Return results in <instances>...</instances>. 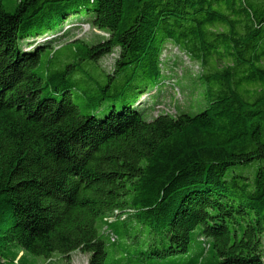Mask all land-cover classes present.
<instances>
[{
  "label": "trees",
  "instance_id": "trees-1",
  "mask_svg": "<svg viewBox=\"0 0 264 264\" xmlns=\"http://www.w3.org/2000/svg\"><path fill=\"white\" fill-rule=\"evenodd\" d=\"M69 17L108 37L24 48ZM168 42L206 67L211 101L149 119L136 102ZM122 239L111 264L195 240L186 264H264V0H0V264H106Z\"/></svg>",
  "mask_w": 264,
  "mask_h": 264
},
{
  "label": "rangeland",
  "instance_id": "rangeland-1",
  "mask_svg": "<svg viewBox=\"0 0 264 264\" xmlns=\"http://www.w3.org/2000/svg\"><path fill=\"white\" fill-rule=\"evenodd\" d=\"M20 0H4L5 8L15 11ZM65 31H71L70 37L62 36ZM62 37L58 47L80 38L88 44H97L108 37V34L89 25L85 20H75L69 17L61 31L50 32L30 38L24 42V48L33 50L39 45L46 44L54 39ZM69 39V40H68ZM67 51V49H65ZM116 53L106 55L101 58L98 65L101 69L112 73L114 70V61ZM162 73L160 82L156 87H149V92L144 93L136 102V105L148 107V118L152 119L159 114L168 113L176 116L181 113L197 114L204 111L210 101L211 93L208 90L209 83L204 75L206 67L201 62L194 60L185 51L178 46L168 42L161 55ZM80 66L89 70L91 65L83 62ZM220 66H223L221 63ZM92 74H96L95 71ZM95 88V87H93ZM76 100V99H75ZM76 102L81 105L79 101ZM259 164V161H257ZM124 239L116 244L107 241V259L106 264H111L114 259L120 255L119 248L123 246ZM201 250L200 242L195 240L190 251L184 255L169 256L160 261L162 264H186L190 259L196 256ZM123 253V251H121ZM130 255L135 254L128 251ZM23 252L20 253L22 255ZM28 260H35L37 264H88L89 255L80 251L72 254L70 261L60 255H54L52 259L46 260L44 257L28 256Z\"/></svg>",
  "mask_w": 264,
  "mask_h": 264
},
{
  "label": "built area",
  "instance_id": "built-area-1",
  "mask_svg": "<svg viewBox=\"0 0 264 264\" xmlns=\"http://www.w3.org/2000/svg\"><path fill=\"white\" fill-rule=\"evenodd\" d=\"M113 219H114V217H113V218L111 217V218H110V221H111V220H113ZM112 239H114V240H115V238H114V237H112Z\"/></svg>",
  "mask_w": 264,
  "mask_h": 264
}]
</instances>
